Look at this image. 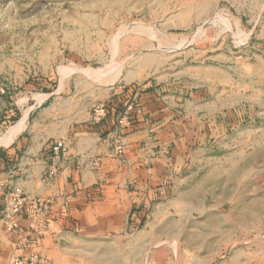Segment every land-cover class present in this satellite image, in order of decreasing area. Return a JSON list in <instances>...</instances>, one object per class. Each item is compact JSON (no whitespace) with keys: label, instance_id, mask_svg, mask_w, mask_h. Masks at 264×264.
I'll return each instance as SVG.
<instances>
[{"label":"rangeland","instance_id":"obj_1","mask_svg":"<svg viewBox=\"0 0 264 264\" xmlns=\"http://www.w3.org/2000/svg\"><path fill=\"white\" fill-rule=\"evenodd\" d=\"M112 99L127 127L171 123L169 169L10 264H264V0H0V145ZM29 210L34 242L45 203Z\"/></svg>","mask_w":264,"mask_h":264},{"label":"crops","instance_id":"obj_2","mask_svg":"<svg viewBox=\"0 0 264 264\" xmlns=\"http://www.w3.org/2000/svg\"><path fill=\"white\" fill-rule=\"evenodd\" d=\"M109 102L98 123L57 111L31 120V125L24 121L11 140L0 145V264H10L17 253L45 241L52 243L65 223L78 217L80 203L88 206L130 195L129 188L151 186L169 169L178 145L171 123L141 113L128 127L120 125L114 99ZM61 140L65 150L56 155L53 145ZM117 140L123 155L111 156ZM15 189L23 204L15 215L16 227L8 229L5 211ZM36 202L45 203L44 212L35 216L46 224L42 235L29 242V209Z\"/></svg>","mask_w":264,"mask_h":264},{"label":"built area","instance_id":"obj_3","mask_svg":"<svg viewBox=\"0 0 264 264\" xmlns=\"http://www.w3.org/2000/svg\"><path fill=\"white\" fill-rule=\"evenodd\" d=\"M105 112H106L105 107H101L99 109L96 122L100 121L104 117ZM124 122L128 124L126 117L122 115L121 118L117 121V123L126 125ZM64 150H65V145L62 141H57L53 145V151L55 152L56 155H58V153L64 152ZM121 153H122L121 145L119 144L115 145L114 150H113V155H120ZM22 204H23V201L18 193V189H15L14 193H11L10 203L8 204L7 209L5 211V219H6L5 222L6 224H8V227H7L8 229H13L16 227L17 222L15 219V215L20 210ZM14 264H31V262L28 263L26 261L24 262L23 259H20V260L16 259L14 261Z\"/></svg>","mask_w":264,"mask_h":264},{"label":"bare ground","instance_id":"obj_4","mask_svg":"<svg viewBox=\"0 0 264 264\" xmlns=\"http://www.w3.org/2000/svg\"><path fill=\"white\" fill-rule=\"evenodd\" d=\"M23 120H24V118L22 119V120H20L12 129H11V133L9 134V136H10V139H11V137L22 127V124H23ZM9 138L7 139V141L9 142V140H10Z\"/></svg>","mask_w":264,"mask_h":264},{"label":"trees","instance_id":"obj_5","mask_svg":"<svg viewBox=\"0 0 264 264\" xmlns=\"http://www.w3.org/2000/svg\"><path fill=\"white\" fill-rule=\"evenodd\" d=\"M116 112H117V109H116Z\"/></svg>","mask_w":264,"mask_h":264}]
</instances>
